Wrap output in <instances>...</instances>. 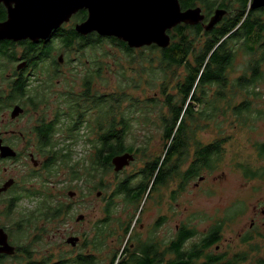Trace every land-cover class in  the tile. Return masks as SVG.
Here are the masks:
<instances>
[{
  "label": "flooded vegetation",
  "instance_id": "obj_1",
  "mask_svg": "<svg viewBox=\"0 0 264 264\" xmlns=\"http://www.w3.org/2000/svg\"><path fill=\"white\" fill-rule=\"evenodd\" d=\"M191 1L179 0L182 11L189 8H200L204 20L198 25L182 23L176 26L173 28L176 31H173V29L168 31L171 38L176 37L180 41L193 40L194 35L191 32H194L195 28L198 30L201 28L199 35L201 37L205 35L202 39V41H205L208 36L212 37L220 31L223 24L235 21L243 11V6L239 3V0H198L194 4ZM207 3L212 5L207 8ZM16 6L17 0H0V26L8 22L9 12L15 9ZM217 11L224 12L221 20L212 29H207ZM258 11H262L263 16L261 19L264 21V8L253 10L250 7L247 10L246 18L251 17L253 21L254 18L258 17ZM87 18L88 12L80 10L72 15L68 21L63 22L57 29L53 30L50 36L45 39L32 40L30 38H9L7 35L0 36V166L5 163L9 169H14L24 159L26 175V177L18 179L11 177L9 172H3L6 180L1 181L0 179V205L2 206L0 215L9 217L16 214L24 201H31L34 197L40 201V207H37L35 211L21 209L18 212L19 217L16 224L15 222L10 225L0 223V230L6 234L9 246L16 248L12 255L0 254V264L7 260H16L19 255L25 257L26 262L24 264H43L44 262L49 264H97L98 258L95 255H86L84 251H102L104 247H98V243L103 236L106 237L108 230L113 232L120 230V239L122 233L125 234L131 221V218L127 221L126 219L117 221L125 229L118 228L113 222L112 206H115L113 195H116L114 193L117 189L108 196L110 198L105 197L102 190L97 191L96 197L100 198L101 201H108V203L104 209L105 216L95 224L98 232L96 239L89 243L88 239L70 234L64 240L72 247L78 246L80 253L68 258L64 255L58 257L51 255L37 260L31 250L20 249L17 252V247H34L46 237L49 238L47 235H50V231L46 228L47 224L57 222L59 226L64 223L63 220L65 221L69 217V212L66 209L68 207L72 209V207L71 205L66 207L65 202L61 201L57 195L54 185L55 180H57L56 183L61 184L62 179H58L59 177L63 176V178L71 179L70 185L66 186L64 192H66L67 197L73 200L78 198L80 201L87 196H91L92 190L90 189H93V186L96 187L100 182H104L98 176L94 180L87 181L81 172L83 166L86 165L74 161V159L72 160L71 156L75 143L79 141L91 145L94 150L98 136L100 110L104 113L102 107L96 103L99 96L96 94L95 89L99 75L97 62L89 57L86 58L87 54L83 51L95 48L92 44H88L87 47L83 46V38L85 45L86 39L91 43L96 41L97 37L112 39L115 41L114 43L118 44L124 43L127 45V43L114 36H101L98 32H92L86 36L81 35L77 32L76 27L85 22ZM257 21L253 23L257 24ZM241 24H238L230 33H227L225 38L230 39L233 33H237ZM184 29H187L188 32H182ZM183 33L188 34V37H184ZM228 42L234 52L235 47H240L251 58L247 70L241 76L247 75L251 78L253 75L252 68L258 66L259 72L256 76V84L250 86L258 88L263 81L262 79H264V31L263 40L259 45H254L251 42L246 43L244 39L238 41L232 39ZM108 43H110V40ZM114 43L110 44L115 46ZM118 49L120 48L118 47ZM130 49L133 51L132 53H135L134 50L136 49ZM126 56H130V54H126ZM238 79L239 77L236 80ZM229 85L228 87L231 90L245 91L247 94L250 88L242 87L239 82ZM255 96L257 97L256 94ZM106 97L110 109V96L106 95ZM103 98L105 97L103 96ZM243 103L251 104L249 100L245 99L243 102H238L234 107L241 106ZM113 116L114 112L110 109L108 119L111 120ZM23 122L24 124L29 123L28 129L20 128V124ZM75 123H78L76 127L74 126ZM27 134H29V137H26ZM85 136L86 139H84ZM28 138L31 139L28 140ZM20 141L25 143L22 151L17 148L21 144ZM41 141L43 145H40ZM226 144H228V141L225 142ZM225 145L223 146L224 152L226 150ZM1 147L12 149L16 156L1 157ZM254 147L261 159L259 168L253 169L241 162L236 163L245 180L251 184L252 202L241 205L233 217L228 219L230 222H227V220L216 221L214 225L206 230L199 243L187 244L198 235L194 224L177 225L175 238L180 240L179 233L183 227L187 228V234L190 233L193 236L185 242L183 247H180V252H176L168 246L165 250L159 247L160 259L156 264H193L190 263L192 250L194 247H203L205 240H208V243L205 247L199 249L200 257L195 264H264V166H262L264 156L261 155L264 152V142L258 143ZM194 152L192 161L183 173L184 183L201 178L198 175L202 170L211 172L210 162H207L205 166L198 165ZM39 157L43 160L41 161ZM244 169L247 171H244ZM125 170L126 168L117 173L124 174ZM141 171L142 168L125 176L118 184L123 182L125 178L132 177L131 182L134 185L137 180L141 179ZM77 176L82 177L84 180H79ZM6 185L7 189L2 191ZM95 187V190H99ZM118 196H122L123 201H125L124 195L119 194ZM109 204H111L110 207ZM125 205H131V203L128 204L125 201ZM57 207H61L62 212L56 214V212L44 211L45 208L56 209ZM79 216H83L84 219L78 221ZM58 219L62 221H58ZM84 220L85 216L80 214L76 217L75 222L81 223ZM159 220L161 218L158 219V228L161 226ZM138 221L141 222V218ZM232 224L234 228H232ZM42 227H45L44 234L37 232V229L40 230ZM0 238H4L2 232H0ZM73 238L78 239L75 245L69 243V240ZM28 239H31V241L25 245L24 243ZM0 247H6V245L0 243ZM238 247H250L256 255L259 254L260 259L255 262V260L244 258L248 256V252L242 255ZM134 248L136 247L126 248L118 254L116 252L112 253L108 264H120V259L129 260ZM138 248L142 249V247ZM166 252L172 256L170 260L164 259V253ZM139 254L141 255V252ZM27 255L31 256L33 261H29ZM52 257L55 258L52 259Z\"/></svg>",
  "mask_w": 264,
  "mask_h": 264
},
{
  "label": "rangeland",
  "instance_id": "obj_2",
  "mask_svg": "<svg viewBox=\"0 0 264 264\" xmlns=\"http://www.w3.org/2000/svg\"><path fill=\"white\" fill-rule=\"evenodd\" d=\"M83 51L87 54L86 58L89 57L97 62L99 75L95 84L96 94L104 96L106 100V95L110 96V109L113 112H115V99L120 101L121 107L117 112L131 116L126 144L140 150L135 161L126 167L124 174L110 171L103 176V181L107 185L106 197H108L117 189V185L122 178L139 171L149 159H154L162 151L163 132L159 117L167 111L164 107L167 94L173 95L174 99L177 98L175 86L180 77L185 74V70L184 68H178L177 71L168 70L169 72L164 70V65L160 63V52L145 47L134 50L135 53H131L130 56H126L124 52L108 42L97 46L93 50L85 49ZM235 52L236 56L232 69L228 71L230 85L245 73L251 60L245 54L244 49L235 47ZM192 60L193 57H191ZM262 80L258 88L250 87L248 94L245 91L231 90L229 87L222 91L221 99L217 101V120L219 122L198 131L191 141L188 156L186 159H181L179 174L155 192L144 206L125 205L122 196H116L113 199L115 202V206H112L114 224L118 228L125 229L117 221L119 219H126V221L132 219L129 222L130 233H132L130 242L132 244L137 245L149 238H155L162 244L161 248L165 250L176 236L177 225L187 223L194 224V228L198 231V235L187 244L199 243L206 230L214 225L216 221L227 220V222H230L228 219L233 217L241 205L252 202L251 184L245 180L236 163L241 162L253 169L259 168L261 165V159L257 155L254 145L264 142V79ZM163 86L166 94H162ZM131 99L135 101L131 103ZM245 99L250 101L251 110L249 113L243 114L238 120L239 117L234 115L232 107ZM130 107L134 109V114L130 112ZM203 109V107L196 108V110ZM107 123L106 121L105 125ZM204 125L205 122L201 121L200 126L203 127ZM22 127L25 130L28 129L29 123H21L20 128ZM26 137H29V134ZM30 139L28 138V140ZM84 139H86V136ZM221 139H227L228 144L225 145L226 150L225 152L223 150L224 154L220 158L216 169L212 172L202 170L198 175L201 178L184 183L183 173L192 161L195 144L206 146ZM20 143L17 148L22 151L25 143L24 141H20ZM142 147L147 149L148 155L145 157L142 156ZM93 153L94 150L91 145L79 141L75 143L71 156L74 161H79L83 165H90V158ZM39 159L43 160L40 157ZM262 166H264V161ZM7 168L8 166L5 163L0 166L1 181L6 180L3 174L5 171L9 172L13 178L22 179L26 177L24 159L14 169L8 168L7 170ZM60 178L62 179L61 184L56 183L57 180L54 183L56 193L61 201L65 202L66 207L71 205L73 212L71 213V209H68L69 217L65 221L63 220L62 225L58 226L57 222L47 224L46 228L50 231V235H47L49 238L46 237L34 247H28L33 251V256L37 260L51 255H55V257L64 255L68 258L80 253L78 246L72 247L64 240L71 234L88 239L89 243L94 241L98 235L95 224L105 216L104 209L108 201H101L100 198L96 197V192L101 190H95V186H93V189H90L92 190L91 196H87L81 201L76 197L73 200L67 197L66 192H64L66 186L70 185L71 179L63 178V176L58 179ZM37 207H40V201L36 197L31 201H24L16 214L9 217L0 215V223L10 225L15 222L16 224L19 217L18 212L21 209L35 211ZM141 208L143 212L140 214ZM1 211L2 206L0 205ZM80 214L85 216V220L76 223L75 219ZM138 218H141V222H137ZM159 218H161L159 220L161 226L156 229ZM58 221L62 220L58 219ZM55 226L58 227L54 228ZM44 228L42 227L41 231L38 228L37 232L44 234ZM232 228H234L233 224ZM111 234L112 236H110ZM120 234V230L115 232L108 230L106 237L103 236L98 243V247H104L103 250L97 252L85 250L84 254L95 255L99 260L97 264H104V262L108 264L110 255L121 252L124 249L123 247L129 243L127 242L129 236L124 237L122 233L119 239ZM30 241L31 239H28L24 244L26 245ZM21 249H24V247H21ZM238 250L241 251L242 255L248 252V256L244 258L255 260V262L260 259L259 254L256 255L250 247H238ZM55 257H52V259ZM171 258L170 253H164L165 260ZM18 262L24 264L26 262L25 257L19 255L16 260H7L1 264H18Z\"/></svg>",
  "mask_w": 264,
  "mask_h": 264
},
{
  "label": "trees",
  "instance_id": "obj_3",
  "mask_svg": "<svg viewBox=\"0 0 264 264\" xmlns=\"http://www.w3.org/2000/svg\"><path fill=\"white\" fill-rule=\"evenodd\" d=\"M197 1L198 0H192L191 3L194 4ZM252 1L253 0H239V3L243 6L242 14L238 16L235 21L223 24V28L220 31L212 37L208 36V39L205 41H202L205 35H202V37L199 35V30L202 29L199 28L198 30L195 28V31L191 32L194 35L193 40L185 39L180 41L178 38L172 37V42L166 49H161L154 45L145 47L160 52V63L164 65V70L177 71L178 68H184L185 74L180 77V80L175 86L177 89V98L174 99L173 95L167 94L164 105L167 111L162 113L159 117L163 132L162 151L154 159H149V161L145 163L141 171L142 173H140L142 176L139 181L137 180L133 185L131 182L133 179L132 177L125 178L123 182L118 184L117 190L114 193L116 195H113V197L121 194L124 195L125 201L128 204L131 203V205L136 204V206H144L155 192L167 185L174 176L179 174L181 159H186L188 156L191 141L194 136L197 135L198 131L206 126H212L219 122L217 120V101L221 99L222 91L226 90L230 84L228 71L232 69L236 56V53L233 48L230 47L228 41L232 39L235 41L244 39L246 43L251 42L254 45H259L263 40L264 21L261 19L263 16V13H261L262 11H258V17L254 18L253 21L251 17L248 19L246 18L247 10L251 7ZM206 5H208L207 8H209L212 4L207 3ZM254 21H257V24L253 23ZM240 23H242L240 30H237V33H233L230 39L225 38L226 34L230 33ZM173 31H176V29H173ZM182 32H188V30L184 29ZM183 34L184 37H188V34ZM72 35L74 34L72 33ZM109 40L110 43L115 42L112 39L97 37L96 41H92L91 43L86 39L85 45V40L83 38V46L87 47L88 44H92L94 48H96V46H100ZM114 44L126 54H131L133 52L130 47L124 43ZM191 57H193L192 61ZM258 72L259 69L256 65L252 68L253 75L251 78L244 75L240 76L235 82H239L242 87L253 86L256 84ZM162 94H166L164 86L162 87ZM133 101L135 100L131 99V103ZM96 103L102 107L104 113L100 110L98 117V136L94 146V153L90 158L91 163L90 165L83 166L81 171L87 181H91V179L94 180L97 176L100 180H103L104 175L110 171H114L112 159L115 156L129 152L131 154L134 153V156L137 157L140 152L139 149H135L126 144L125 137L129 131L128 126L130 127L131 116H126L123 113L120 114L117 112L121 107L120 101L115 99V112L111 120L108 119L110 117V109L107 100L99 95ZM198 107H203L204 109L196 110ZM250 110L251 107L249 103H243L241 106L232 107L234 115L239 117L238 120L243 114L249 113ZM130 112L134 114V109L131 107ZM106 121L108 123L105 125ZM201 121L205 122L203 127L200 126ZM76 125H78V123L74 124L75 127ZM227 141V139H221L212 144L210 143L208 146H200L196 143L194 152L197 158L196 163L205 166L207 162H210V171H214L220 158L223 156V146ZM40 145H43L42 141ZM147 155V149L142 147V156L145 157ZM261 155L264 156V152H262ZM244 171L247 170L244 169ZM77 178L79 180H84L79 176H77ZM95 188L102 190L103 195L105 197L107 196V185L104 182H100ZM111 204H109V207ZM68 209H66V211L69 212ZM44 211L56 212L57 214L62 212V208H45ZM142 212L143 209L141 208L139 213L141 214ZM155 228L158 229L157 226ZM127 236H129L127 241L129 243L123 248L129 249L132 246L136 248L133 249L129 260L120 259V264H156L159 262V247L162 245L159 241L155 238H149L147 241L140 244H132L130 242V238L132 237L130 225L124 234V237ZM179 236H181L180 240L175 238L169 245V247L176 252H180V247H183L185 242L193 235L190 233L187 234V228L183 227ZM207 243L208 240H205L203 242V247H205ZM138 247H142V249L140 250ZM203 247L193 248L192 260L190 263H196L197 259L200 257L199 249ZM20 249L21 247H17V252L20 251ZM24 249L26 251L30 250L28 247H24ZM124 249H122V251ZM140 252L141 255L139 254ZM27 259L33 261V258L29 255H27ZM43 264L49 263L44 262Z\"/></svg>",
  "mask_w": 264,
  "mask_h": 264
},
{
  "label": "water",
  "instance_id": "obj_4",
  "mask_svg": "<svg viewBox=\"0 0 264 264\" xmlns=\"http://www.w3.org/2000/svg\"><path fill=\"white\" fill-rule=\"evenodd\" d=\"M251 8H264V0H253ZM80 10L88 12L85 22L76 30L83 36L98 32L101 36H114L132 49L157 46L166 49L171 44L168 31L184 23L198 25L204 20L200 8L182 11L179 0H17L15 9L10 10L8 22L0 26V36L36 40L45 39L63 22ZM224 12L217 11L207 29L218 23ZM6 33V34H5ZM15 157L8 147H1V157ZM135 161L129 152L112 159L114 171L120 172ZM7 189V185L2 189ZM79 216L78 221L83 220ZM0 243V254L12 255L15 247H10L6 234ZM77 238L69 240L76 244Z\"/></svg>",
  "mask_w": 264,
  "mask_h": 264
},
{
  "label": "bare ground",
  "instance_id": "obj_5",
  "mask_svg": "<svg viewBox=\"0 0 264 264\" xmlns=\"http://www.w3.org/2000/svg\"><path fill=\"white\" fill-rule=\"evenodd\" d=\"M187 25V24H186Z\"/></svg>",
  "mask_w": 264,
  "mask_h": 264
},
{
  "label": "clouds",
  "instance_id": "obj_6",
  "mask_svg": "<svg viewBox=\"0 0 264 264\" xmlns=\"http://www.w3.org/2000/svg\"><path fill=\"white\" fill-rule=\"evenodd\" d=\"M144 48V47H143Z\"/></svg>",
  "mask_w": 264,
  "mask_h": 264
}]
</instances>
